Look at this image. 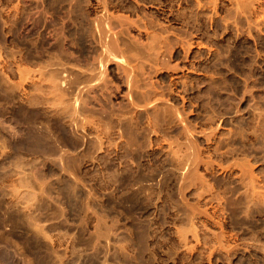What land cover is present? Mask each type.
I'll use <instances>...</instances> for the list:
<instances>
[{
  "label": "rangeland",
  "instance_id": "374dc122",
  "mask_svg": "<svg viewBox=\"0 0 264 264\" xmlns=\"http://www.w3.org/2000/svg\"><path fill=\"white\" fill-rule=\"evenodd\" d=\"M104 3L113 15L132 19L127 20L131 27L124 20L122 28L117 19L108 21V32L114 28L116 34L106 29L103 39L109 35L113 41L97 32L107 25L98 17ZM99 22L103 26L94 27ZM149 34L162 46V53L153 52L158 58L148 48ZM103 41L117 45L108 47ZM114 55L122 56L121 64ZM143 77L164 98L153 106L145 103ZM90 81L97 86L92 82L94 88L81 96L88 104L84 108L80 97L76 105L86 126L79 122L77 130L87 137L74 148L63 146L59 128L73 115L65 103L74 104L68 99L76 86ZM0 82V264H23L14 255L30 256L28 264H264V0H0ZM46 87L52 88L53 100ZM57 92L56 97L69 96L65 103L67 97L60 98L64 105L54 98ZM35 116L47 124L36 122ZM4 121L18 130L15 135ZM23 202L32 205L27 208Z\"/></svg>",
  "mask_w": 264,
  "mask_h": 264
},
{
  "label": "bare ground",
  "instance_id": "6f19581e",
  "mask_svg": "<svg viewBox=\"0 0 264 264\" xmlns=\"http://www.w3.org/2000/svg\"><path fill=\"white\" fill-rule=\"evenodd\" d=\"M103 1H104V0H103ZM101 2H102V1H101ZM98 4H100V3H98ZM107 5H108L107 3H104V4H103V8H102L103 10H102V11H105V13H104V12L102 13V11H101V13H102V14H105V15H101V13H100V15L102 16V17H101L100 15L97 14L98 17H100L99 19H101L100 21H102V19H103V20L105 19L106 21H104V22H106V24H107L109 20L112 21V19H113V20L117 19L116 21L119 23V26L122 28L124 22H125V25H124V26H126L127 23H128V21L130 22V21L132 20L131 17L128 18V17H127L126 15H124V14H121V15H120V14H119L120 12H119L118 14H119L120 16H124V17L120 18V16H118V15H116V14L113 15L112 12H110V11H109V8H108V7H110V5H109V6H107ZM98 6H99V5H98ZM111 6H112V5H111ZM117 9H118V8H117ZM124 9H125V8H124ZM98 10H99V9H98ZM118 10H119V9H118ZM113 12H114V11H113ZM122 13H123V12H122ZM125 16H126V17H125ZM93 17H94V16H93ZM98 17H97V18H98ZM95 18H96V17H95ZM127 18H128V19H127ZM136 18H137V17H136ZM136 18H135V19H136ZM92 19H93V18H92ZM99 19H97V20L99 21ZM129 19H131V20H129ZM138 19H139V18H138ZM93 20H95V19H93ZM124 20H125V21H124ZM127 20H128V21H127ZM139 20H140V19H139ZM139 20H137V21H138V22H141V21H139ZM91 21H92V20H91ZM111 21H110V22H111ZM123 21H124V22H123ZM134 21H135V20H133V22H134ZM92 22H93V21H92ZM110 22H109V23H110ZM131 22H132V21H131ZM135 22H136V21H135ZM95 23H97V22L94 21V24H95ZM102 23H103V22H102ZM102 23L99 22V23L96 24V26H94V27H97V25H99V26H98V28H99L100 25H102ZM143 23H144V25H145V22H143ZM147 23H148V22H147ZM91 24H93V23H91ZM130 24L133 25L132 23H129L128 25H130ZM103 25H104V27H103V28L101 27V28H102L101 32L98 31V30H100V29L97 30L98 33H102V36H101V34H98L99 36L102 37V39H103V32H102V31H104V30L106 31V29H107V32H108V28H109V24L105 25V24L103 23ZM103 25H102V26H103ZM128 25H127V26H128ZM131 25H130V27H131ZM136 25H137V23H136ZM136 25H135V27H138V26H136ZM140 25H142V23H141ZM105 26H106V28H105ZM111 27H114V25H112ZM115 27H116V26H115ZM139 27H140V26H139ZM141 27H142V26H141ZM92 28H93V26H92ZM104 28H105V29H104ZM132 28H133V27H132ZM143 28H144V26H143ZM143 28H142V31H144L145 29H147V27H146L144 30H143ZM109 29H110V28H109ZM113 29H114V28H113ZM113 29H112V32L115 33L116 29H114L115 31H113ZM127 29H128V27H127ZM127 29H126V33L128 32ZM137 29H138V28H137ZM117 30H118V29H117ZM120 30H121V29L119 28V31H120ZM55 31H56V30H55ZM61 32H62V31H61ZM107 32H105V33L107 34ZM109 32H110V30H109ZM109 32H108V33H109ZM146 32H147V30H145V33H146ZM148 32H149V31H148ZM148 32H147V33H148ZM105 33H104V34H105ZM114 33H111V32H110V34H112V35H113ZM117 33L120 34V32H118V31H117ZM126 33H125V34H126ZM93 34H94V32H93ZM115 34H116V33H115ZM127 34H128V33H127ZM139 34H140V33H139ZM91 35H92V34H91ZM117 35H118V34H117ZM122 35H123V34H122ZM149 35H150V37H152V38H151V40H150L151 42L149 41V42H150V46H148V48L150 47L149 49H153V50H152V53H153V52H154V53L161 52L162 50H160V48H161L162 46L160 45V43H159V44H156L155 41H156L157 39H156V40L154 39V38H156V37H154V36H156V35H155V34H154V35H153V34H149ZM151 35H153V36H151ZM61 36H62V35H61ZM95 36H96V35H95ZM99 36H98V38H100ZM105 36H106V35H104V39H105L106 37H108V40H107V41H109V39H110V41H113V40H114V38L112 39L109 35H107L106 37H105ZM118 36H119V35H118ZM161 37H162V36H161ZM164 37H165V36H164ZM65 38H66V37H65ZM122 38H124V37H122ZM157 38L161 39L160 36H158ZM62 39H63V37H62ZM102 39H101V40H102ZM104 39H103V40H104ZM115 39H116V38H115ZM126 39H127V38H126ZM134 39H135V38H134ZM152 39H154V41H153ZM159 39H158V40H159ZM64 40H65V39H64ZM95 40H97V39H95ZM129 40H130V39H129ZM163 40H164V39H163ZM165 40H166V38H165ZM99 41H100V40H99ZM105 41H106V39H105ZM105 41H103V43H105V44L107 43V44H106L107 46H108V43H109V44H111L112 47H114V48H115V46L117 45V43L119 42V41H117V39H116L117 43H116V42H105ZM124 41H125V40H124ZM127 41H128V40H127ZM95 42H96V41H95ZM101 42H102V41H101ZM122 42H123V41H122ZM122 42H121V43H122ZM152 42H153V43H152ZM154 42H155V43H154ZM163 42L165 43V41H163ZM163 42H161V44H162ZM97 43H98V42H97ZM103 43H102V46H103ZM113 43H115V44L113 45ZM157 43H158V42H157ZM33 44H34V43H33ZM124 44H125V43H124ZM131 44H132V43H131ZM146 44H147V43H146ZM153 44H154V45H153ZM106 45H105V46H106ZM132 45H133V44H132ZM140 45H142V43H141ZM143 45H144V44H143ZM155 45L157 46V48H158L159 45H160V48H158L157 51L154 49V48H155ZM162 45H163V44H162ZM63 46H64V45H63ZM65 46H66V45H65ZM102 46H101V47H102ZM107 46H106V47H107ZM144 46H145V45H144ZM144 46H143V47H144ZM106 47H105V48H106ZM108 47H110V45H109ZM112 47H111V48H112ZM145 47L147 48V45H146ZM58 48H59V47H58ZM103 48H104V47H103ZM146 48H145V50H146ZM157 48H156V49H157ZM62 49H63V48H62ZM139 49H140V48H139ZM149 49H148V50H149ZM60 50H61V49H60ZM65 50H66V49H65ZM108 50H110V49H108ZM121 50H123V49H121ZM121 50H120V51H121ZM124 50H125V49H124ZM137 50H138V49H137ZM143 50H144V49H143ZM145 50H144V51H145ZM148 50H147V53L149 52ZM159 50H160V51H159ZM14 51H15V50H14ZM102 51H103V50H102ZM102 51H101V52H102ZM112 51L115 52V51H117V49H116V50H115V49H114V50L112 49ZM42 52H43V51H42ZM68 52H70V51H68ZM106 52L108 53V51L105 50V53H106ZM110 52H111V51H110ZM117 52H118V51H117ZM117 52H116V54H117ZM123 52H124V51H123ZM135 52H136V51H135ZM34 53H35V52H34ZM107 53H106V54H107ZM111 53H112V52H111ZM120 53H121V52H120ZM126 53H127V52H126ZM152 53L150 52V54H152ZM154 53H153V54H154ZM161 53H162V52H161ZM161 53H160V54H161ZM38 54H39V51H38ZM62 54H63V53H62ZM70 54H71V53H70ZM118 54H119V53H118ZM121 54H122V53H121ZM132 54H133V53H132ZM132 54H130V56H132ZM137 54H139V51H138ZM150 54H149V56H150ZM12 55H13V54H12ZM64 55H65V54H64ZM112 55H113V54H112ZM134 55H135V54H134ZM134 55H133V56H134ZM157 55H158V54H157ZM162 55H163V54H162ZM55 56H56V54H55ZM66 56H67V55H66ZM71 56H72V55H70V57H71ZM109 56H110V55H109ZM109 56H108V57H109ZM114 56H115V55H114ZM118 56H119V55H118ZM118 56H115V57L118 58ZM122 56H123V54H122ZM122 56H121V57H122ZM130 56H129V58L131 59ZM149 56H148V57H149ZM154 56H155V58L157 57L155 54H154ZM164 56H165V54H164ZM46 57H47V56H46ZM57 57H58V56H57ZM75 57H76V56H75ZM100 57H102V54H101ZM111 57H112V56H111ZM121 57H120V58H121ZM127 57H128V56H127ZM127 57H126V58L124 57V58H125V59H128ZM137 57H138V56H137ZM151 57L154 58L153 55H152ZM8 58H9V57H8ZM102 58H103V57H102ZM116 58H115V59H116ZM120 58H118L119 60H117L118 63H119V61L121 60ZM149 58H150V57H149ZM155 58H154V60H156ZM157 58H158V57H157ZM168 58H169V57H168ZM58 59H59V58H58ZM58 59H57V60H58ZM143 59H144V58H143ZM146 59H147V58H146ZM161 59H162V58H161ZM161 59H160V61H161ZM4 60H5V59H4ZM45 60H46V59H45ZM49 60H50V59H49ZM51 60H52V59H51ZM72 60H73V59H72ZM101 60H104V59H101ZM157 60H158V59H157ZM164 60H165V59H164ZM166 60H167V59H166ZM22 61H23V60H22ZM60 61H61V60H60ZM97 61H98V60H97ZM114 61H115V60H114ZM123 61H124V60H123ZM17 62H18V61H17ZM50 62H52V61H50ZM70 62H71V61H70ZM101 62H102V61H101ZM127 62H129V61L127 60ZM133 62H134V61H133ZM136 62H137V61H136ZM154 62H155V61H154ZM162 62H163V61H162ZM164 62H165V61H164ZM44 63H45V62H44ZM64 63H65V62H64ZM83 63H84V62H83ZM95 63H96V62H95ZM99 63H100V62H99ZM102 63H103V65H104L105 62H102ZM115 63H116V62H115ZM130 63H131V62H130ZM137 63H138V62H137ZM167 63H168V62H167ZM16 64H17V63H16ZM25 64H26V63H25ZM27 64H28V63H27ZM52 64H53V63H52ZM61 64H62V63H61ZM61 64H60V65H61ZM86 64H87V63H86ZM120 64H121V61H120ZM131 64H133V63H131ZM4 65H5V64H4ZM7 65H8V64H7ZM49 65H50V64H49ZM53 65H54V64H53ZM66 65H67V64H66ZM135 65H136V64H135ZM139 65H140V64H139ZM165 65H166V64H165ZM15 66H19V67H21L20 65H15ZM22 66H23V65H22ZM28 66H29V65H28ZM28 66H27V67H28ZM54 66H55V65H54ZM69 66H70V65L68 64V67H69ZM73 66H74V65H73ZM73 66H72V67H73ZM82 66H83V65H82ZM117 66H118V64H117ZM119 66H121V65H119ZM24 67H25V66L22 67V70L26 68V67H25V68H24ZM37 67H38V66H37ZM37 67H36V68H37ZM45 67H46V66H45ZM45 67H44V68H45ZM59 67H60V66H59ZM59 67H58V68H59ZM78 67H79V66H78ZM93 67H94V66H93ZM123 67H124V66H123ZM127 67H128V66H127ZM132 67H133V65H132ZM132 67H131V68H132ZM16 68H18V67H16ZM28 68H29V67H28ZM28 68H27V69H28ZM30 68H31V67H30ZM36 68H34V70H35ZM38 68H41V67H38ZM44 68H42V69H44ZM47 68H48V66L46 67V69H47ZM52 68H54V67H52ZM61 68H62V66H61ZM80 68H82V67H80ZM87 68H88V67H87ZM96 68H97V67H96ZM121 68H122V67H121ZM135 68L137 69L136 66H135L133 69H135ZM148 68H150V66H148ZM2 69H3V68H2ZM9 69H10V68H9ZM14 69H15V68H14ZM54 69H56V68H54ZM70 69H71V68H70ZM75 69H76V68H75ZM77 69H79V68H77ZM98 69H99V68H98ZM122 69H123V68H122ZM128 69H129V68H128ZM128 69H125V70L127 71ZM139 69H140V68H139ZM139 69H138V70H139ZM142 69H144V68H142ZM142 69H141V71H142ZM151 69H152V68H151ZM155 69H156V68H155ZM7 70H8V69H7ZM16 70H17V69H16ZM31 70H32V69H31ZM39 70H40V69H39ZM44 70H45V69H44ZM65 70H66V69H65ZM73 70H74V69H73ZM84 70H86V69H84ZM88 70H89V69H88ZM101 70H102V69H101ZM18 71H19V69H18ZM18 71H17V72H18ZM23 71H24V70H23ZM27 71H28V70H27ZM63 71H64V70H63ZM79 71H80V69H79ZM79 71H78V72H79ZM98 71H99V70H98ZM102 71H103V70H102ZM102 71H100L101 74L104 73V72H102ZM105 71H106V70H105ZM118 71H119V70H118ZM123 71H124V70H123ZM126 71H125V73H126ZM133 71H134V70H133ZM136 71H137V70H136ZM19 72H21V71H19ZM29 72H31V71L29 70ZM29 72H26V73H29ZM33 72H34V73H37V72H35V71H33ZM51 72H52V71H51ZM60 72H61V71H60ZM66 72H67V71H66ZM69 72H70V71H69ZM71 72H72V71H71ZM80 72H83V71H80ZM92 72H93V71H92ZM94 72H95V70H94ZM128 72H129V71H128ZM128 72H127V73H128ZM137 72H138V71H137ZM139 72H140V71H139ZM2 73H3V72H2ZM13 73H14V71H13ZM26 73H24V74H26ZM38 73H40V72L38 71ZM41 73H42V72H41ZM41 73H40V75H41ZM43 73H44V72H43ZM57 73H58V72H57ZM62 73H63V72H62ZM88 73H89V72H88ZM95 73H96V72H95ZM95 73H93V74L95 75ZM100 73H99V74H100ZM125 73H124V74H125ZM127 73H126V74H127ZM129 73H130V72H129ZM132 73H133V72H132ZM147 73H148V71H147ZM154 73H155V72H154ZM7 74H8V73H7ZM19 74L24 75L23 72H22V73H19ZM31 74H32V73H31ZM50 74H51V73H50ZM69 74H70V73H69ZM73 74H75V72H74ZM82 74H83V73H82ZM91 74H92V73H91ZM91 74H90V77H91ZM93 74H92V75H93ZM97 74H98V73H97ZM99 74H98V75H99ZM106 74H107V72H106ZM126 74H125V75H126ZM130 74H131V73H130ZM130 74H129V75H130ZM133 74H134V73H133ZM133 74H131V75L133 76ZM136 74H137V73H136ZM136 74H134V75L136 76ZM144 74H145V73H144ZM144 74H143V75H144ZM1 75H2V74H1ZM42 75H43V74H42ZM51 75H52V74H51ZM56 75H57V74H56ZM66 75H67V74H66ZM77 75H78V74H77ZM104 75H105V73H104ZM104 75L102 74V75H100V76H101V77H105ZM140 75H141V74H140ZM143 75H142V76H143ZM148 75H149V74H148ZM150 75H151V72H150ZM150 75H149V76H150ZM152 75H153V73H152ZM33 76H34V75H33ZM60 76H61V73H60ZM60 76H59V78H60ZM62 76H63V75H62ZM64 76H65V75H64ZM73 76H74V75H73ZM126 76H128V75H126ZM138 76H139V75H138ZM8 77H9V76H8ZM27 77H28V75H27ZM27 77H26V78H27ZM29 77H31V76H29ZM53 77H55V76H53ZM57 77H58V76H57ZM57 77H56V78H57ZM66 77H67V76H66ZM69 77H70V76H69ZM86 77H87V76H86ZM106 77H107V76H106ZM1 78H3V77L1 76ZM6 78H7V77H6ZM21 78H22V77H21ZM24 78H25V77H24ZM31 78H32V77H31ZM38 78H39V76L37 77V79H38ZM41 78H42V77H41ZM41 78H40V79H41ZM44 78H45V76L43 77V79H44ZM67 78H68V77H67ZM74 78H76V77H74ZM77 78H79V77H77ZM98 78H99V77H98ZM107 78H108V77H107ZM125 78H126V77H125ZM128 78H129V77H128ZM134 78L136 79V77H134ZM134 78H133L132 80H133L134 82H136L137 80H135ZM139 78H140V77H139ZM146 78H147V77H143V79H142V81H143V82H142V86L146 88V89H144V91H143V92H144V95H145V93H146L145 96H147V98L145 97V99H146V102H145V103H146L147 105H149V102H150V106H153V105H155L154 102L157 101V103H158L160 100H162V99H164V98H163V97L161 98L162 94H160V90H159V92H158V91H157V88H156V89L154 88L155 86H153L152 81H151L149 78H148V79H146ZM12 79H13V78H12ZM19 79H20V78H19ZM40 79H39V80H40ZM48 79H49V78H48ZM48 79H47V80H48ZM82 79H83V77H82ZM87 79H88V78H87ZM95 79H96V78H95ZM95 79H94V81L96 82ZM105 79H106V78H105ZM121 79L123 80V78H121ZM126 79H127V78H126ZM1 80H2V79H1ZM13 80H14V79H13ZM13 80H12V81H13ZM17 80H18V78H17ZM22 80H23V79H22ZM26 80H28V78H27ZM32 80H33V79H32ZM39 80H38V81H39ZM41 80H42V79H41ZM53 80H54V78H53ZM64 80H65V79H64ZM66 80H67V79H66ZM97 80H98V82H99V79H97ZM107 80H108V79H107ZM138 80H139V79H138ZM8 81H9V80H8ZM18 81H20V80H18ZM59 81H60V80H59ZM62 81H63V79H62ZM75 81H77V80H75ZM78 81H79V80H78ZM94 81H92V82H94ZM100 81H101V79H100ZM102 81H103V78H102ZM109 81H110V80H109ZM109 81H108V82H109ZM127 81H128V80H127ZM14 82H15V81H14ZM14 82H12V84H15V86H16V84L19 85L18 82H17V83H14ZM23 82H25V81H23ZM33 82H34V81H33ZM33 82H32V83H33ZM40 82H41V81H40ZM43 82H44V81H43ZM57 82H58V81L55 82L56 85H57ZM82 82H83V81H82ZM82 82H81V83H82ZM90 82H91V81H90ZM92 82H91V83H86V82H85V84L82 83V84H83L82 86H81V85H80V86L77 85V86H76L77 89H76V87H75V89H76L75 91H76V92L72 94V96H73V95H74V96H73L72 98H71V96H70V97L68 96L69 99H68L67 96H65L67 93H66V94H63L65 97H64V96H61L62 94L60 95V93H59V97L57 96L59 99L56 97V95H57L58 92H59V91L57 90V88H58L59 86L61 87V85H57V88L55 89L56 91H58V92L55 94V96H54V98L56 99L57 103L60 102V98H61V97L63 98V100H64V98L67 97V98L65 99L64 103L67 101V99H68V100L72 99V101H73V103H74V104H71V105H70V101H68V102L65 103V104H68V106H69L68 109H69L70 107L73 109V111H71V113H72L73 115H71L70 112H69V114L72 116V117L70 118V122L68 121L70 124L68 123V125H67V124H66V125H64V124H63V125H60L59 133H58V131L56 130L57 133H58V137H59V139H60V142L63 144V146H64V145H66V146H67V145H70L71 147L74 148L75 146H77L76 144H78L77 141H84V139L87 137V136L85 137V134H83V135H84V136H83V135L77 130V129H79L78 126H79L80 124H82V127H81V128H83V127L85 126V124L83 125V122L81 123V122L79 121V119L81 118V116H80V115H77L78 110H77V106H76V105L78 104L77 102L80 103L79 99H80V97H81L82 95H84L83 92H87V93H88L90 88H94L95 85L97 86V83H95V82H94L95 84H94V86H93V85H92ZM104 82H106V81H104ZM128 82H130V81H128ZM134 82H133V84H134ZM137 82H138V81H137ZM139 82H140V80H139ZM0 83H1V82H0ZM20 83H22V81H20ZM37 83H38V82H37ZM50 83L53 84V82H50ZM59 83H61V81H60ZM69 83H70V82H69ZM69 83H68V84H69ZM71 83H74V82H71ZM112 83H113V82H112ZM140 83H141V82H140ZM2 84H3V83H2ZM23 84H24V83H23ZM27 84H28V83H27ZM38 84H39V83H38ZM41 84H42V83H41ZM48 84H49V83H48ZM99 84H100V83H99ZM99 84H98V85H99ZM104 84H105V83H104ZM109 84H110V83H109ZM125 84H126V83H125ZM128 84L131 86L130 83H128ZM133 84H132V85H133ZM20 85H21V84H20ZM33 85H34V84H33ZM49 85H50V84H49ZM49 85H48V86H49ZM53 85H54V84H53ZM53 85H52V87H53ZM63 85H64V84H63ZM63 85H62V86H63ZM65 85H66V84H65ZM71 85H72V84H71ZM74 85H75V84H74ZM105 85H106V84H105ZM105 85H104V86H105ZM110 85H111V84H110ZM113 85H116V84H113ZM126 85H127V84H126ZM134 85H135V88H136V89H135V88H134V89L137 90V86H138L137 83H135ZM1 86H2V85H1ZM6 86H7V85H6ZM23 86H24V85H23ZM31 86H32V85H31ZM46 86H47V85H46ZM50 86H51V85H50ZM9 87H10V86H9ZM43 87H45V86H43ZM54 87H56V86H54ZM69 87H70V86H69ZM100 87H101V86H100ZM100 87H99V88H100ZM13 88L15 89L14 85H13ZM17 88H18V87H17ZM17 88H16V89H17ZM19 88H20V87H19ZM41 88H42V87H41ZM97 88H98V87H97ZM110 88H111V87H110ZM116 88H118V87H116ZM116 88H115V89H116ZM131 88H132V87H131ZM23 89H25V88H23ZM44 89L47 90L48 87L43 88V90H44ZM59 89H60V91H61L62 88H59ZM140 89H141V88H140ZM9 90H10V89H9ZM11 90H12V88H11ZM30 90H32V89H30ZM30 90H29V91H30ZM46 90H44V91H46ZM48 90H49V91H48L49 93H48L47 91H46V92H47V94H49L48 96H51L50 91L52 90V88H51V89L49 88ZM90 90H91V89H90ZM100 90H101V89H100ZM104 90H105V89H104ZM104 90H103V91H104ZM108 90H109V89H108ZM116 90H117V89H116ZM130 90H131V89H130ZM142 90H143V89H142ZM13 91H14V90H13ZM16 91H17V90H16ZM18 91H19V90H18ZM21 91H22V90H21ZM39 91H40V90H38V92H39ZM56 91H55V92H56ZM62 91H64V90H62ZM101 91H102V90H101ZM106 91H107V90H106ZM109 91H110V90H109ZM109 91H108V92H109ZM30 92H32V91H30ZM36 92H37V90H36ZM40 92H41V91H40ZM40 92H39V93H40ZM42 92H43V91H42ZM53 92H54V89H53ZM55 92H54V93H55ZM65 92H66V91H65ZM92 92H93V90H92ZM116 92H117V91H116ZM126 92H127V91H126ZM126 92H125V93H126ZM135 92H136V94L138 93L137 91H135ZM143 92H142V93H143ZM20 93H21V92H20ZM32 93H33V92H32ZM32 93H31V94H32ZM54 93H53L52 95H54ZM61 93H63V92H61ZM87 93H86V94H87ZM97 93H98V92H97ZM100 93H101V92H100ZM125 93H124V94H125ZM132 93H133V90H132ZM17 94H18V93H17ZM41 94H42V93H41ZM44 94H45V93H44ZM89 94H90V93H89ZM89 94H88V95H89ZM111 94H112V92H111ZM122 94H123V93H122ZM122 94H120V95H122ZM129 94H131V93H129ZM10 95H11V93H10ZM21 95H22V94H21ZM88 95H87V96H88ZM95 95H96V94H95ZM95 95H94V97H95ZM101 95H102V94H101ZM138 95H139V94H138ZM18 96H19V95H18ZM25 96H26V95H25ZM25 96H24V97H25ZM39 96H40V95H39ZM42 96H43V94L41 95V97H42ZM102 96H103V95H102ZM104 96H105V95H104ZM104 96H103V97H104ZM127 96H128V95H127ZM139 96H141V95H139ZM142 96H143V95H142ZM142 96H141V97H142ZM22 97H23V96H22ZM84 97H85V96H84ZM96 97H97V96H96ZM98 97H99V96H98ZM103 97H102V98H103ZM105 97H106V96H105ZM130 97H131V96H130ZM46 98H47V96H46ZM48 98H49V97H48ZM48 98H47V99H48ZM51 98H52V96H51ZM51 98H50V99H51ZM81 98H83V97H81ZM99 98H100V97H99ZM122 98H123V97H122ZM21 99H22V98H21ZM41 99H42V98H41ZM84 99H85V98H83V100H84ZM109 99H111V98H109ZM128 99H129V98H128ZM128 99H127V101H128ZM143 99H144V98H143ZM145 99H144V100H145ZM44 100H45V99H44ZM51 100H53V98H52ZM58 100H59V101H58ZM63 100H61V102H60V104H62V105H64V104H63ZM90 100H91V98H90ZM96 100H97V99H95V101H96ZM106 100H107V99H106ZM16 101H17V100H16ZM23 101H24V100H23ZM46 101H47V100H46ZM48 101H49V100H48ZM48 101H47V102H48ZM54 101H55V100H54ZM54 101H52V102H54ZM97 101H98V100H97ZM41 102H42V101H41ZM43 102H44V101H43ZM81 102H82V100H81ZM125 102H126V101H125ZM131 102H132V101H131ZM133 102H134V101H133ZM147 102H148V103H147ZM161 102H162V101H161ZM45 103H46V102H45ZM71 103H72V102H71ZM82 103H83V102H82ZM86 103L88 104V101L86 102V99H85V102H84L85 106H84V108L86 107ZM99 103H100V102H99ZM129 103H130V102H129ZM38 104H39V103H38ZM47 104H48V103H47ZM52 104H53V103H52ZM55 104H56V102H55ZM55 104H53V105H55ZM58 104H59V103H58ZM92 104H93V103H92ZM127 104H128V103H127ZM130 104H131V103H130ZM130 104H129V105H130ZM151 104H152V105H151ZM160 104H161V103H160ZM1 105H2V104H1ZM49 105H50L49 107H52L51 104H49ZM56 105H57V104H56ZM62 105H61V106H62ZM72 105H73V106H72ZM80 105H82V104H80ZM80 105H79V106H80ZM102 105H103V104H102ZM134 105H135V104H134ZM143 105L146 106L145 104H143ZM8 106H9V105H8ZM16 106H18V105H16ZM44 106H46V105H44ZM79 106H78V107H79ZM88 106H89V105H88ZM135 106H137V104H136ZM135 106H134V107H135ZM160 106H161V105H160ZM39 107H40V106H39ZM62 107H63V106H62ZM66 107H67V106H66ZM66 107H64V109H65ZM80 107H81V106H80ZM90 107H92V106H90ZM96 107H97V106H96ZM96 107H95V108H96ZM131 107H132V106H131ZM2 108H3V107H2ZM19 108H20V107H19ZM55 108H56V109L59 108V105H58V107H57V106H54V110H55ZM60 108H61V107H60ZM98 108H99V106H98ZM111 108H112V106H111ZM146 108H147V107H146ZM64 109H63V110H64ZM92 109H93V108H92ZM133 109H134V108H133ZM46 110H47V109H46ZM52 110H53V108H52ZM52 110H51V111H52ZM90 110H91V109H90ZM101 110H102V107H101L100 111H101ZM107 110H108V109H107ZM124 110H125V109H124ZM22 111H23V110H22ZM60 111H61V113H62V108H61ZM66 111H67V108L64 110V112H66ZM68 111H70V110H68ZM82 111H83V110H82ZM95 111H96V110H95ZM103 111H104V110H103ZM49 112H50V111H49ZM64 112H63V113H64ZM97 112H98V111H97ZM24 113H25V112H24ZM53 113H54V111H53ZM53 113H52V114H53ZM55 113H57V112H55ZM66 113H67V112H66ZM66 113H65V114H66ZM108 113H109V112H108ZM119 113H120V112H119ZM123 113H124V112H123ZM32 114H33V113H32ZM39 114H40V113H39ZM114 114H115V113H114ZM8 115H9V114H8ZM15 115H16V114H15ZM53 115H55V114H53ZM53 115H52V116H53ZM85 115H86V114H85ZM94 115H95V114H94ZM100 115H101V114H100ZM117 115H118V114H117ZM132 115H133V114H132ZM6 116H7V115H6ZM77 116H80V118L77 117ZM83 116H84V115H83ZM123 116H124V115H123ZM126 116H127V115H126ZM128 116H129V115H128ZM24 117H25V116H24ZM62 117H64V115H62ZM67 117H68V116H67ZM87 117H88V116H87ZM116 117H117V116H116ZM124 117H125V116H124ZM129 117H130V116H129ZM133 117H134V116H133ZM2 118H3V117H2ZM11 118H12V117H11ZM30 118H33V116H32V117L29 116V120H30ZM34 118H35V121H36V120H37V119H36V116H35ZM78 118H79V119H78ZM82 118H83V117H82ZM82 118H81V119H82ZM84 118H85V117H84ZM125 118H126V117H125ZM48 119H49V118H48ZM64 119H65V118H64ZM87 119H88V118H86V120H87ZM90 119H92V117H91ZM119 119L121 120L120 117H119ZM122 119H123V118H122ZM131 119H132V118H131ZM0 120H1V119H0ZM51 120H52V122H53V118H52ZM56 120L59 121L60 119H59V120L56 119ZM83 120H84V119H83ZM93 120H94V119H93ZM93 120H92V121H93ZM120 120H119V121H120ZM7 121H8V120H7ZM32 121H33V120H32ZM32 121H31V122H32ZM37 121H38V120H37ZM37 121H36V122H37ZM39 121H40V122H39ZM39 121H38V123H41V120H39ZM48 121H49V120H48ZM54 121H55V120H54ZM88 121H89V119L87 120L86 123H89ZM126 121H127V120H126ZM181 121H182V120H181ZM4 122H5V121H4ZM27 122H29V121L27 120ZM66 122H67V121H66ZM66 122H64V123H66ZM79 122H80V124H79ZM98 122H99V121H98ZM98 122H97V123H98ZM129 122H130V121H129ZM131 122H132V121H131ZM5 123H6V122H5ZM9 123H10V122H9ZM33 123H34V122H33ZM56 123H57V122L55 121V124H56ZM90 123H91V122H90ZM95 123H96V121H95ZM95 123H94V124H95ZM119 123H120V122H119ZM6 124H7V123H6ZM28 124H30V122H29ZM41 124H44V123L42 122ZM45 124H47V123H45ZM45 124H44V125H45ZM49 124H51L50 121H49L48 125H49ZM53 124H54V123H53ZM59 124H60V123H59ZM0 125H1V124H0ZM7 125H9V124H7ZM24 125H25V124H24ZM34 125H35V124H34ZM36 125L39 126L38 124H36ZM44 125H43V126H44ZM56 125H57V124H56ZM97 125H98V124H97ZM3 126H4V125H3ZM30 126H31V125H30ZM46 126H47V125H46ZM67 126H69V128H67ZM28 127H29V125H28ZM39 127H40V126H39ZM44 127H45V126H44ZM48 127H50V126H48ZM48 127H47V128H48ZM54 127H55V126H54ZM56 127H57V126H56ZM70 127H71V128H70ZM29 128H30V127H29ZM40 128H41V127H40ZM45 128H46V127H45ZM51 128H52V127H50V131H51V132L54 131L55 128H53V130H52ZM85 128H86V126H85ZM105 128H106V130H108L107 127H105ZM3 129H4V128H3ZM6 129L9 130V132H10L12 135H15L16 132L18 131V130L16 131V128H15L14 126H12V124L9 125V126H7ZM56 129H57V128H56ZM7 130H6V131H7ZM28 130H29V129H28ZM83 130H84V129H83ZM96 130H97V128H96ZM104 130H105V129H104ZM31 131H32V128H31ZM31 131L29 130L30 135L33 133V132L31 133ZM85 131H86V130H85ZM85 131H83V132H85ZM87 131H88V130H87ZM119 131L121 132V130H119ZM184 131H185V130H184ZM4 132H5V131H4ZM22 132H23V131H22ZM46 132H47V131H46ZM54 133H55V131H54ZM54 133H53V134H54ZM85 133H86V132H85ZM108 133H109V131H108ZM122 133H123V132H122ZM185 133H186V132H185ZM8 134H9V133H8ZM11 134H10V135H11ZM17 134H18V133H17ZM36 134H37V133H36ZM50 134H51V133H50ZM96 134H97V133H96ZM103 134H105V133H103ZM125 134H126V133H125ZM188 134H189V133H188ZM12 135H11V136H12ZM34 135H35V133H34ZM34 135H33V136H34ZM42 135H43V134H42ZM97 135H98V134H97ZM106 135H108V134H106ZM117 135H118V134H117ZM127 135H128V134H127ZM189 135H190V134H189ZM16 136H17V135H16ZM39 136H40V135H39ZM39 136H38V134H37V139H38ZM50 136H51V135H50ZM54 136H55V135H54ZM92 136H93V135H92ZM92 136H90V137H92ZM120 136H122V135H120ZM13 137H15V136H13ZM18 137H19V136H18ZM55 137H56V136H55ZM55 137H52V138L56 139ZM103 137H104V136H103ZM129 137H130V136H129ZM35 138H36V137H35ZM41 138H42V137H41ZM41 138H40V139H41ZM186 138H187V137H186ZM3 139H4V138H3ZM49 139H50V138H49ZM14 140H15V139H14ZM17 140H18V139H17ZM26 140H27V139H26ZM42 140H43V139H42ZM42 140H41V141H42ZM86 140H88V139H86ZM89 140H90V139H89ZM190 140H191V138H190ZM53 142H56V140L53 141ZM58 142H59V141H58ZM58 142H57V144L54 143L55 145H57V147L59 146V145H58ZM87 142H88V141H87ZM40 143H41V142H40ZM82 143H83V142H82ZM0 144H2V143H0ZM62 144H61V145H62ZM5 145H6V144H5ZM5 145H4V146H5ZM38 145H41V144H38ZM61 145L59 146L60 148L62 147ZM80 145H81V144H80ZM83 145H84V144H83ZM1 146H3V145H1ZM1 146H0V147H1ZM3 148H4V147H3ZM60 148H59V149H60ZM77 148H78V147H77ZM80 149H81V146H80ZM0 150H1V149H0ZM54 150H56V149H54ZM62 150H63V152H65V151H67V150L70 151L69 149L65 150V148L62 149ZM64 150H65V151H64ZM77 150H79V149H77ZM60 151H61V150H60ZM68 151H67V152H68ZM55 152H56V151H55ZM0 153H2V152H0ZM3 153H4V152H3ZM58 153H59V152H58ZM65 153H66V152H65ZM72 153H74V152H72ZM72 153H71V154H72ZM4 154H5V153H4ZM35 154H36V153H35ZM40 154H41V153H40ZM61 154H62V153H61ZM71 154H70V155H71ZM20 155H21V154H20ZM37 155H38V154H37ZM45 155H46V154H45ZM45 155H44V156H45ZM59 155H60V154H59ZM72 155H73V154H72ZM191 155H192V154H191ZM21 156H22V155H21ZM31 156H32V155H30V157H31ZM57 156H58V155H57ZM0 157H1V156H0ZM18 157H19V156H18ZM24 157H25V156H24ZM30 157H29V158H30ZM45 157H46V156H45ZM48 157H49V156H48ZM54 157H56V156H54ZM58 157H59V159H57ZM58 157L55 158V159H57L58 162H60V160L62 161V159H60V158H62V156H58ZM68 157H69V156H68ZM84 157H85V156H84ZM192 157H193V156H192ZM194 157H195V156H194ZM196 157H197V156H196ZM196 157H195V158H196ZM15 158H16V157H15ZM22 158H23V157H22ZM34 158H35V157H34ZM41 158H42V157H41ZM49 158H50V157H49ZM184 158H185V157H184ZM19 159H20V158H19ZM30 159H31V158H30ZM52 159H54V158H52ZM55 159H54V161H55ZM67 159H68V158H67ZM198 159L201 160L200 158H198ZM198 159H196V160H198ZM21 160H22V159H21ZM25 160H26V159H25ZM33 160H34V159H33ZM63 160H64V159H63ZM182 160H183V159H182ZM199 160H198V161H199ZM6 161H7V160H6ZM23 161H24V159H23ZM26 161H27V160H26ZM38 161H39V160H38ZM40 161H41V160H40ZM42 161H43V159H42ZM66 161H67V160H66ZM66 161H65V162H66ZM71 161H72V160H71ZM180 161H181V160H180ZM186 161H187V160H186ZM190 161H192V160H190ZM190 161H189V162H190ZM193 161H195V160L193 159ZM193 161H192V163H195V162H196V161H195V162H193ZM198 161H197V162H198ZM24 162H25V161H24ZM45 162H46V159H45ZM51 162H52V161H51ZM62 162H63V161H62ZM197 162H196V164L199 165V162H198V163H197ZM25 163H26V162H25ZM36 163H37V162H36ZM36 163H35V164H36ZM41 163H42V162H41ZM43 163H44V162H43ZM180 163H181V162H180ZM200 163H201V162H200ZM32 164H33V162H32ZM35 164H34V165H35ZM52 164H53V163H52ZM60 164H61V163H59V165H60ZM63 164H64V163H63ZM63 164H61V165H63ZM183 164H184V163H183ZM190 164H191V163H190ZM21 165H24V164H21ZM34 165H33V166H34ZM44 165H45V164H44ZM59 165L57 164V166H59ZM61 165H60V167H61ZM66 165H67V164H66ZM187 165H189V164H187ZM69 166H70V165H69ZM69 166H68V167H69ZM71 166H72V165H71ZM179 166H180V164H179ZM12 167H13V166H12ZM41 167H42V166H40V168H41ZM49 167H50V166H49ZM62 167H63V166H62ZM62 167H61L60 169H62ZM196 167H198V166H197V165H194V170H193V172H196ZM33 168H34V167H33ZM35 168H36V167H35ZM35 168H34V169H35ZM42 168H43V167H42ZM63 168H64V167H63ZM66 168H67V167L64 168V171L66 170ZM69 168H70V167H69ZM182 168H183V166H182ZM192 168H193V166H191V167L189 168V170L187 169V171H185V173H188V171H189V172L192 171V170H191ZM2 169H3V168H2ZM5 169H6V168H5ZM11 169H12V168H11ZM36 169H37V168H36ZM180 169H181V168H180ZM184 169H185V168H184ZM184 169H183V171H184ZM7 170H8V169H7ZM29 170H31V169H29ZM68 170H69V171H68ZM68 170H66V172H69V173H70V172H71L70 169H68ZM74 170H75V169H74ZM11 171H12V170H11ZM33 171H34V170H33ZM33 171H32V174L35 175V173H33ZM38 171H39V168H38ZM38 171H37V172H38ZM40 171H41V170H40ZM51 171H52V170H51ZM53 171H54V170H53ZM19 172H21V171H19ZM19 172H18V173H19ZM29 172H30V171H29ZM29 172H28V174H29ZM37 172H36V173H37ZM60 172H61V171H60ZM66 172H65V173H66ZM193 172H192V173H193ZM12 173H13V172H12ZM18 173H17V174H18ZM24 173H25V172H24ZM43 173H44V171H43ZM63 173H64V172H63ZM63 173H61V174H63ZM179 173H180V172H179ZM185 173H184L183 175H185ZM7 174H8V173H7ZM14 174H15V173H14ZM19 174H21V173H19ZM19 174H18V175H19ZM30 174H31V173H30ZM46 174H47V173H46ZM52 174H53V173H52ZM58 174H59V173H58ZM66 174H67V173H66ZM71 174H72V173H71ZM71 174L69 175V177L72 176ZM74 174H75V173H74ZM74 174H73V175H74ZM9 175H10V174H9ZM18 175H17V176H18ZM56 175H57V174H56ZM67 175H68V174H67ZM177 175H178V174H177ZM187 175H188V174H187ZM187 175H186V177H187ZM189 175H190V174H189ZM15 176H16V175H15ZM17 176H16V177H17ZM29 176H30V175H29ZM36 176H37V175H36ZM39 176H40V175H39ZM44 176H45V175H44ZM52 176H55V174L52 175ZM59 176H60V175H59ZM84 176H85V175H84ZM16 177H15V178H16ZM20 177H22V176L20 175ZM46 177L48 178L49 176H46ZM55 177H56V176H55ZM55 177H54V178H55ZM57 177H58V176H57ZM64 177H65V176H64ZM74 177L78 178L77 175L74 176ZM74 177H72V178H73L72 180L74 181V179H75V182H76L77 179L74 178ZM5 178H6V177H5ZM10 178H11V177H10ZM13 178H14V177H13ZM30 178H31V176H30ZM39 178H41V177H39ZM42 178H43V177H42ZM54 178H53V179H54ZM84 178H85V177H84ZM180 178H182V177H180ZM183 178H185V176H183ZM31 179H32V178H31ZM33 179H34V178H33ZM78 179H80V178H78ZM4 180H5V179H4ZM11 180H12V179H11ZM13 180H14V179H13ZM40 180H41V179H40ZM43 180H44V179H43ZM57 180H59V179H57ZM63 180H64V179H63ZM68 180H69V179H68ZM80 180H81V179H80ZM184 180L186 181V179H184ZM184 180H183V181H184ZM21 181H22V180H21ZM24 181H25V180H24ZM37 181H38V180H37ZM41 181H42V180H41ZM41 181H39V183H38V182H37V183L35 182V183L37 184V186H38V184L41 185V184H40ZM44 181H47V180L45 179ZM44 181H42V182H44ZM48 181H50V180H48ZM48 181H47V183H48ZM55 181H56V180H55ZM61 181H62V180H61ZM82 181H83V180H82ZM185 181H184V182H185ZM187 181H188V180H187ZM2 182H3V181H2ZM12 182H13V181H12ZM15 182H16V181H15ZM53 182H54V181H53ZM57 182H58V181H57ZM86 182H87V181H86ZM6 183H8V182H6ZM21 183H22V182H21ZM47 183L45 182V184H47ZM54 183H55V182H54ZM81 183H84V182H81V181H80V184H81ZM87 183H88V182H87ZM179 183H180V181H179ZM42 184L44 185V183H42ZM59 184H61L60 181H59ZM65 184H66V183H65ZM74 184H75V183H74ZM84 184H85V183H84ZM181 184H182V182L180 183V185H181ZM184 184H185V183H184ZM3 185H4V184H3ZM19 185H20V184H19ZM19 185H18V186H19ZM25 185H26V183H25ZM30 185H31V184H30ZM48 185H49V184H48ZM71 185H72V183H71ZM78 185H79V184H78ZM8 186L10 187V185H8ZM8 186H7V187H8ZM26 186H28V185H26ZM41 186H42V185H41ZM44 186H45V185H44ZM52 186H54V185H52ZM66 186H67V185H66ZM83 186L85 187V185H83ZM83 186H82V187H83ZM181 186H182L183 188H185L183 184H182ZM12 187L14 188V185H13ZM12 187H11V188H12ZM16 187H17V186H16ZM20 187H23V185H22V186H19V188H16V189L18 190V189H20ZM38 187H39V186H38ZM48 187H50V186H48ZM48 187H47V188H48ZM67 187H68V186H67ZM75 187H76V186H75ZM77 187H78V186H77ZM182 187H181V188H182ZM5 188H6V187H5ZM27 188H29V187H27ZM27 188H26V189H27ZM87 188H88V187H87ZM23 189H24V188H23ZM38 189H39V188H38ZM40 189H41V187H40ZM43 189H45V187H44ZM51 189H52V188H51ZM54 189H55V188H54ZM74 189H75V188H74ZM8 190H10V189H8ZM21 190H22V188L20 189V191H21ZM27 190H28V189H27ZM30 190H32V189H30ZM49 190H50V189H49ZM49 190L47 189V191H49ZM72 190H73V189H72ZM76 190H77V188H76ZM80 190H81V189H79V191H80ZM12 191H13V190H12ZM22 191H23V190H22ZM28 191H29V190H28ZM44 191H45V190H43V193H45ZM55 191H56V190H55ZM55 191H54V192H55ZM85 191H87V190H85ZM8 192H10V191H8ZM83 192H84V191H83ZM87 192H90V191H87ZM2 193H3V192H2ZM13 193L15 194V193H17V192L14 191ZM13 193H10V194H13ZM18 193H19V191H18ZM18 193H17V194H18ZM38 193H40V192H38ZM47 193H48V192H47ZM58 193H59V192H58ZM71 193H72V192H71ZM10 194H9V195H10ZM19 194H20V193H19ZM26 194H27V193H26ZM30 194H32V193H30ZM30 194H29V195H30ZM34 194H35V193H34ZM45 194H46V193H45ZM45 194H43V195H45ZM48 194H49V193H48ZM50 194H52V193L50 192ZM74 194H76V193H74ZM1 195H2V194H1ZM5 195H6V194H5ZM9 195H8V196H9ZM38 195H39V194H38ZM57 195H58V194H57ZM57 195H56V198H59V195H58V197H57ZM70 195H71V194H70ZM10 196H11V195H10ZM25 196H26V195H25ZM36 196H37V195H36ZM12 197H13V196H12ZM14 197H16V196H14ZM22 197H23V196H22ZM29 197H31V196H29ZM29 197H28V198H29ZM43 197H44V196H43ZM43 197H42V198H43ZM46 197H47V196H46ZM48 197H49V195H48ZM48 197H47V198H48ZM52 197H53V195L51 196V198H52ZM28 198H27V199H28ZM39 198H41V196H39ZM54 198H55V197H54ZM76 198H77V196H76ZM9 199H10V198H9ZM19 199H21V198H19ZM31 199H32V198H31ZM35 199H36V197L34 198V196H33V201H34ZM4 200H5V199H4ZM16 200H17V199H16ZM21 200H22V199H21ZM41 200H42V199H41ZM50 200H51V199H50ZM54 200H55V199H54ZM54 200H53V201L51 200V201H52L51 203L54 204V203L57 202L56 200H55V202H54ZM61 200H62V199H61ZM87 200H88V197H87ZM0 201H1V200H0ZM13 201H14V200H13ZM26 201H27V200H26ZM31 201H32V200H31ZM36 201H38V199H37ZM44 201H45V200H44ZM47 201H48V200H47ZM72 201H73V200H72ZM76 201H77V200H76ZM79 201H80V200H79ZM15 202H16V201H15ZM29 202H30V201H29ZM87 202H88V201H87ZM9 203H10V202H9ZM23 203H24V202H23ZM27 203H28V202H26V204H27ZM35 203H36V202H35ZM63 203H64V202H63ZM0 204H1V203H0ZM26 204L24 203V205H23V204H22V205L25 206ZM33 204H34V203H33ZM57 204H58V203H57ZM59 204H60V203H59ZM59 204H58V206H59ZM87 204H88V203H87ZM10 205H11V204H10ZM17 205H19V204H17ZM20 205H21V204H20ZM28 205L31 206L32 204L30 203V204H28ZM28 205H26V207H27ZM35 205H36V204H35ZM39 205H41V204L39 203ZM43 205H44V204H43ZM45 205H46V204H45ZM60 205H61V204H60ZM76 205H77V204H76ZM76 205H75V206H76ZM55 206H56L57 209L61 207V206H60V207H57V205H55ZM64 206H65V205H64ZM77 206H78V205H77ZM79 206H80V205H79ZM81 206H82V205H81ZM86 206H87V205H86ZM4 207H5V205H4ZM13 207H14V206H13ZM49 207H50V205H49ZM49 207H48V208H49ZM62 207H63V205H62ZM65 207H66V206H65ZM7 208H8V207H7ZM14 208H15V207H14ZM16 208H17V206H16ZM27 208H28V207H27ZM38 208H39V206H38ZM88 208H89V207H88ZM3 209H4V208H3ZM18 209H19V208H18ZM23 209H24V208H23ZM29 209H30V207H29ZM29 209H28V210H29ZM52 209H53V208H52ZM1 210H2V209H1ZM15 210H16V209H15ZM47 210H48V209H47ZM85 210L87 211L88 209L86 208ZM9 211H10V210H9ZM11 211H12V209H11ZM23 211H24V210H23ZM32 211H33V210H32ZM5 212H6V211H5ZM5 212H3V213H5ZM7 212H8V211H7ZM18 212H19V211H18ZM18 212H16V213H18ZM26 212H29V211H26ZM30 212H31V210H30ZM84 213H86V212H84ZM1 214H2V213H1ZM6 214H7V216H8L9 213H6ZM29 214H30V213H29ZM26 215H27V214H26ZM26 215H25V216H26ZM31 215H32V214H30V216H31ZM0 216H1V215H0ZM30 216H29V217H30ZM15 217H16V216H15ZM20 217H21V216H20ZM27 217H28V216H27ZM29 217H28V220H29ZM6 218H7V217H6ZM6 218H4V219H6ZM21 218H22V217H21ZM25 218H26V217H25ZM31 218H32V217H31ZM4 219H3V220H4ZM32 219H33V218H32ZM34 219H35V218H34ZM0 220H1V219H0ZM19 220H20V219H19ZM28 220H27V221H28ZM4 221H5V220H4ZM10 221H11V220H10ZM10 221H9V222H10ZM84 221H85V220H84ZM7 222H8V220H7ZM12 222H13V221H12ZM14 222H15V221H14ZM23 222H24V221H23ZM34 222H36V221H34ZM18 223H19V222H18ZM24 223H25V222H24ZM29 223H32V222H31V219L29 220ZM3 224H4V223H3ZM7 224H8V223H7ZM9 224H10V223H9ZM11 224H12V223H11ZM33 224H34V223H33ZM13 225H14V224H13ZM13 225H12V226H13ZM18 226H19V225H18ZM21 226H22V225H21ZM21 226H20V227H21ZM18 228H19V227H18ZM18 228H17V229H18ZM24 228H25V227H24ZM9 229H11V228H9ZM14 229H15V228H14ZM21 229H22V228H21ZM15 231H16V230H15ZM25 231H26V230H25ZM8 232L10 233V231H8ZM12 233H13V232H12ZM20 233H21V232H20ZM18 234H19V233H18ZM1 235H2V234H1ZM20 235H21V234H20ZM1 238H2V237H1ZM1 238H0V239H1ZM33 242H34V241H33ZM1 244H2V243H1ZM20 248H21V247H20ZM10 249H11V248H10ZM31 249H32V248H31ZM13 250H15V249H13ZM8 251H9V250H8ZM12 254H13V253H12ZM14 254H15V252H14ZM10 255H11V254H10ZM6 256H7V255H6ZM14 257H15L16 259H18L19 262H21V263L24 264L30 256H28V258H26V257H23L22 255H20V256H18V255H17V256L14 255L13 258H14ZM2 258H3V262H4V259H6V258H4L3 256H2ZM10 258H11V262H12V256H11V257H10V256H9V257L7 256V259H9V260H8L9 262H10ZM30 260H31V258L28 260V262H29ZM32 260H33V259H32ZM32 260H31V261H32ZM31 261H30V262H31ZM6 262H7V261H6ZM26 263H27V262H26ZM26 263H25V264H26ZM6 264H7V263H6ZM16 264H17V263H16ZM27 264H28V263H27ZM33 264H34V263H33ZM36 264H37V263H36Z\"/></svg>",
  "mask_w": 264,
  "mask_h": 264
}]
</instances>
